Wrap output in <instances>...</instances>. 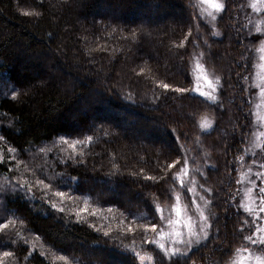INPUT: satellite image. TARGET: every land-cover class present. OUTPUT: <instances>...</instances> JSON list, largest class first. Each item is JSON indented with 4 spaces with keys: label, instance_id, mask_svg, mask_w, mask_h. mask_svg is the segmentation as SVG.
<instances>
[{
    "label": "trees",
    "instance_id": "trees-1",
    "mask_svg": "<svg viewBox=\"0 0 264 264\" xmlns=\"http://www.w3.org/2000/svg\"><path fill=\"white\" fill-rule=\"evenodd\" d=\"M248 7L223 0L214 28L198 0H0V264H229L249 245L264 33ZM192 179L211 227L167 253L166 210L193 205Z\"/></svg>",
    "mask_w": 264,
    "mask_h": 264
},
{
    "label": "rangeland",
    "instance_id": "rangeland-1",
    "mask_svg": "<svg viewBox=\"0 0 264 264\" xmlns=\"http://www.w3.org/2000/svg\"><path fill=\"white\" fill-rule=\"evenodd\" d=\"M202 14L215 28L217 14L223 5V0H198ZM217 5L221 7H217ZM248 22L252 32L264 33V0H248ZM116 11V10H115ZM118 13V12H117ZM252 85L254 87V133L252 148L248 154L255 157V153L262 152V161L253 160L244 166L240 175L239 202L254 220V229L250 236L255 243L248 240L249 245L238 250L229 264H264V195L259 191L264 187V43L256 50ZM53 73L58 75V69ZM194 90L201 94L212 95L216 86V78L202 64H196L193 68ZM94 94L89 95L92 100ZM126 122L122 121L120 127L124 128ZM250 158V159H251ZM256 159V157L254 158ZM189 184L190 194L193 195V205L183 203L181 200L166 210L164 216V234L157 237V243L163 245L167 253L186 252L198 241L205 237L208 228V215L205 199L202 191L199 193L194 179ZM142 264H153L154 257L146 251H135ZM113 262V261H112ZM114 264H119L114 262Z\"/></svg>",
    "mask_w": 264,
    "mask_h": 264
},
{
    "label": "snow or ice",
    "instance_id": "snow-or-ice-1",
    "mask_svg": "<svg viewBox=\"0 0 264 264\" xmlns=\"http://www.w3.org/2000/svg\"><path fill=\"white\" fill-rule=\"evenodd\" d=\"M206 2H207V0H206ZM217 7H221V6L217 5ZM25 15H28V14L25 13ZM164 87L167 88L168 85H165ZM177 91H181V89H177ZM41 183H42V181H41ZM259 191H260V193H261L262 195H264V187L260 188ZM57 195L63 197L65 194H64L63 192H59V193H57ZM53 207H55V206L53 205ZM60 211H63V209H60ZM261 211L264 212V208H261ZM208 227L210 228L211 225H208ZM153 228H155V225H153ZM104 235L107 236L108 233L105 232ZM246 239H248L249 241L255 243V241L253 240V238H252L251 236L246 237ZM260 243H261V244H264V240H261ZM160 247L163 248L164 246H163V245H160Z\"/></svg>",
    "mask_w": 264,
    "mask_h": 264
}]
</instances>
